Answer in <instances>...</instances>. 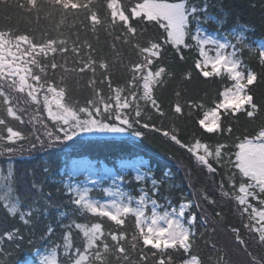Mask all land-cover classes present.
Wrapping results in <instances>:
<instances>
[{
    "label": "snow or ice",
    "instance_id": "6c2138e0",
    "mask_svg": "<svg viewBox=\"0 0 264 264\" xmlns=\"http://www.w3.org/2000/svg\"><path fill=\"white\" fill-rule=\"evenodd\" d=\"M208 9L207 0H0V157L56 156L63 177L46 191L35 167L0 172V250L4 240L12 252L40 243L51 250L42 264H231L215 243L216 255L202 253L198 240L218 221L171 195L170 171L74 155L86 141L136 147L162 133L213 179L198 200L215 207L218 192L233 204L232 251L264 264L250 250L264 251V40L248 43L244 25L208 31L226 23ZM77 90L89 93L82 103Z\"/></svg>",
    "mask_w": 264,
    "mask_h": 264
},
{
    "label": "trees",
    "instance_id": "16d2710c",
    "mask_svg": "<svg viewBox=\"0 0 264 264\" xmlns=\"http://www.w3.org/2000/svg\"><path fill=\"white\" fill-rule=\"evenodd\" d=\"M209 4V12L218 19L223 18L226 23L223 28L218 29L214 23L205 24L204 27L210 32H227L229 29L236 27L237 25H244L247 28L246 37L247 42L252 43L254 41L264 40V0H207ZM203 3V0H201ZM44 21H41V26L44 25ZM16 21L13 20L12 25L15 27ZM4 25L3 13H0V26ZM35 26V25H34ZM21 29L24 25L20 26ZM239 30V29H238ZM103 39V37H102ZM255 51V45L253 46V52ZM248 53L246 52L245 55ZM59 59V58H58ZM259 71V69H257ZM257 92L264 94V83L260 84ZM89 95L87 92H81L77 90L73 93L76 100L83 102L85 96ZM77 156L86 155L90 159H103L107 165L116 167L118 165V158H136L143 157L147 160V164L153 167L157 177L161 172L168 170L172 174V178L169 183L174 184L175 187L170 189L171 195L179 199L181 194H185L187 199L197 200L202 203L206 209V214L212 221H218L213 224L209 223V229L215 227V232H208L197 226L198 233L205 231L204 239L198 240L199 248L205 257L216 255L211 249V244L215 243L217 248H223L228 252V258L231 260V264H245L246 256L243 253H235L232 251L231 235L225 231L226 226L239 225L240 221L234 213V206L231 202L219 197V193L216 192L217 204L215 207L198 200L200 190L203 187H207L211 192L215 187L213 179L209 178L204 172H201L193 163L190 158V154H187L184 150H179L173 147L165 141L161 134H155L149 140L143 141L136 147L130 146L125 141H113L111 139L105 140H91L86 141L85 146L79 150V153L74 154ZM49 159L54 161L52 170L47 176H42L40 169L44 162ZM8 163H12L14 166L15 176H20L22 172L27 169L36 168L37 179H42L44 182L45 190L55 189L57 185L54 181L60 180L63 177L59 175L58 169L61 166V159L53 156L49 157L47 154L36 153L32 158H14L9 160L6 157H0V172L6 174ZM132 174H130V179ZM219 177H215L216 182H219ZM96 192H93V194ZM14 195L20 196L23 194L22 189L14 185ZM96 193L95 195H98ZM54 199H60L53 193ZM195 210V209H194ZM216 211L222 213L221 217H216L214 214ZM53 213V218L55 217ZM11 222H9L10 226ZM129 231L132 229V222L128 224ZM207 242V243H206ZM49 249L43 244L37 243L32 246H24L17 252L11 251L10 243L6 240L3 242L2 250H0V264H5V261L9 259L11 255V264H25L30 259H33L34 255L38 252H43ZM250 250L253 254L264 255V251L259 250L255 244H250Z\"/></svg>",
    "mask_w": 264,
    "mask_h": 264
},
{
    "label": "rangeland",
    "instance_id": "374dc122",
    "mask_svg": "<svg viewBox=\"0 0 264 264\" xmlns=\"http://www.w3.org/2000/svg\"><path fill=\"white\" fill-rule=\"evenodd\" d=\"M137 158V157H136ZM139 158H141V159H144L143 157H139ZM145 160V162H146V164H147V160L146 159H144ZM107 165V164H106ZM108 167H114V166H111V165H107ZM115 168H118V165L115 167ZM131 174V173H130ZM94 192H96V193H99L98 195H95L96 193H92L95 197H97V198H104V194L102 193V192H100V191H98V190H96V191H94ZM50 249H46V250H44L43 252H38V253H36L35 255H34V257H33V259H30V261H28L27 263H25V264H42V262H41V259H40V257L41 256H44V255H49L50 254Z\"/></svg>",
    "mask_w": 264,
    "mask_h": 264
}]
</instances>
